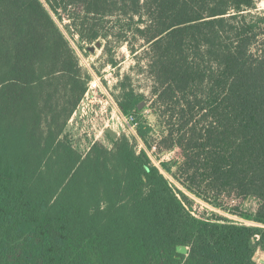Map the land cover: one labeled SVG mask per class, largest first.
Segmentation results:
<instances>
[{"label": "trees", "instance_id": "trees-1", "mask_svg": "<svg viewBox=\"0 0 264 264\" xmlns=\"http://www.w3.org/2000/svg\"><path fill=\"white\" fill-rule=\"evenodd\" d=\"M261 2L0 0V264H256ZM93 43L111 67L123 45L143 58L151 100L121 78L133 131L79 149L66 126L91 77L76 51Z\"/></svg>", "mask_w": 264, "mask_h": 264}, {"label": "rangeland", "instance_id": "rangeland-1", "mask_svg": "<svg viewBox=\"0 0 264 264\" xmlns=\"http://www.w3.org/2000/svg\"><path fill=\"white\" fill-rule=\"evenodd\" d=\"M259 7H264V2H261ZM90 48L93 49L92 52ZM86 52L76 51L80 65L91 76L88 90L66 126V134L79 149L84 148L88 138L93 136L109 143V137L103 132V127H108L114 132L120 131L124 127V120L118 112L113 98V93L117 91L116 86L121 78L128 75L133 89L143 93L147 103H150L151 100L152 82L151 78L143 71L145 67L143 58L137 61L123 45L115 50L119 63L115 67H111L103 62L102 44L88 45ZM140 53L141 50H138L137 55ZM145 99H143L144 102ZM143 112L150 113L147 106ZM149 117L151 118L150 114ZM172 158L173 160L180 159L179 152L176 151ZM198 209L201 210V207Z\"/></svg>", "mask_w": 264, "mask_h": 264}, {"label": "water", "instance_id": "water-1", "mask_svg": "<svg viewBox=\"0 0 264 264\" xmlns=\"http://www.w3.org/2000/svg\"><path fill=\"white\" fill-rule=\"evenodd\" d=\"M90 51L92 52L93 49L90 48ZM143 105H144V101L140 102V104L138 105V109H141L143 107ZM105 131L107 133H109L110 135H112L113 137H116V135H117L116 132H114L112 129H110L108 127L105 128ZM176 252L179 254L186 255L188 253V246L179 244L176 246ZM177 257H179V256H177ZM252 260L256 264H264V249L261 248L260 246H258L252 255Z\"/></svg>", "mask_w": 264, "mask_h": 264}, {"label": "built area", "instance_id": "built-area-1", "mask_svg": "<svg viewBox=\"0 0 264 264\" xmlns=\"http://www.w3.org/2000/svg\"><path fill=\"white\" fill-rule=\"evenodd\" d=\"M122 118L124 120V123L127 124L128 128L133 131V128H134V126L136 124V122L134 121L133 117L131 115H129V116H123L122 115Z\"/></svg>", "mask_w": 264, "mask_h": 264}, {"label": "flooded vegetation", "instance_id": "flooded-vegetation-1", "mask_svg": "<svg viewBox=\"0 0 264 264\" xmlns=\"http://www.w3.org/2000/svg\"><path fill=\"white\" fill-rule=\"evenodd\" d=\"M177 253V252H176ZM179 254V253H178ZM181 255V254H180ZM183 255V254H182ZM180 257V256H179Z\"/></svg>", "mask_w": 264, "mask_h": 264}]
</instances>
